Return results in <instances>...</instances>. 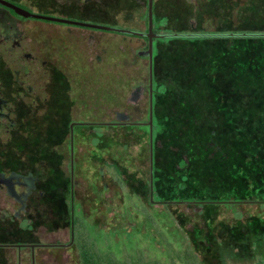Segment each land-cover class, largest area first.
Segmentation results:
<instances>
[{
    "label": "rangeland",
    "instance_id": "1",
    "mask_svg": "<svg viewBox=\"0 0 264 264\" xmlns=\"http://www.w3.org/2000/svg\"><path fill=\"white\" fill-rule=\"evenodd\" d=\"M199 1L192 23L222 33L233 32L246 2ZM252 20L264 24V16ZM177 30L190 32L191 24ZM156 46L165 64L154 66L153 168L148 91L132 100L149 84L140 46L124 41L118 59V43L111 44L105 64L85 70L94 75L71 82L73 119L109 122L118 111L140 124L78 130L76 233L95 260L186 264L191 248L205 264H264V39H167ZM29 146L28 162L36 156L48 173L42 214L21 232L13 225L15 234L0 243L68 244L69 142ZM78 238L36 249L34 264H85ZM0 264H33L30 247L0 249Z\"/></svg>",
    "mask_w": 264,
    "mask_h": 264
},
{
    "label": "flooded vegetation",
    "instance_id": "2",
    "mask_svg": "<svg viewBox=\"0 0 264 264\" xmlns=\"http://www.w3.org/2000/svg\"><path fill=\"white\" fill-rule=\"evenodd\" d=\"M171 1L0 0V240L10 239L11 232L15 234L13 225L21 224L17 229L21 232L34 216H40L43 200L48 192L42 185V176L48 175L46 167L41 161H36V156L32 162H28L25 146H58L65 140L69 142L72 202L71 241L68 244L0 243V249L15 246L21 250L23 247H30L34 264L36 249L72 245L76 241L73 193L78 130L91 126L110 129L126 124L140 125L132 122L128 114L118 111L115 113V120L109 122L73 119V108L69 106L71 82L94 75L85 70L99 69L105 64L111 44L118 43L115 49L118 59L121 57L124 41L135 47L139 45L138 55L148 60L149 67L150 64L154 67L165 64L157 54V41L207 37L157 35L250 34L206 33L192 22L190 32L172 31L168 19ZM180 1L174 0L173 3L178 5ZM151 9L153 32L156 34L152 40L149 36ZM118 61L115 63L121 64ZM75 67L78 72H75ZM154 79L155 73V111ZM146 91L149 94L150 108V73L148 86L137 87L132 93V100L140 101ZM55 191L58 192L57 189Z\"/></svg>",
    "mask_w": 264,
    "mask_h": 264
},
{
    "label": "trees",
    "instance_id": "3",
    "mask_svg": "<svg viewBox=\"0 0 264 264\" xmlns=\"http://www.w3.org/2000/svg\"><path fill=\"white\" fill-rule=\"evenodd\" d=\"M173 2L174 0H172L170 3L171 6H173V9H172L173 13L170 14V16L168 17V19H170L169 28L172 31H178L177 30L178 28H184L186 25L190 24L192 20H194L193 17L198 16L201 3L199 0L195 1L194 3L189 0H184V2L181 0L180 1L181 3H179L178 5ZM258 16H264V0H246V2L241 6L240 10L238 11L237 20L234 26L235 29H233V32H248L250 34H264V24H261L260 22H255L254 20H252V18H255ZM226 31L232 32L230 30H226ZM180 39H183V38H180ZM188 39H203V40H206V39H218V40L239 39L240 40V39H264V36L251 35V36L232 37V36L216 35V36H207V37H194V38H188ZM247 122L249 123V120H247ZM213 123L215 125H219L218 116H216L213 119ZM73 206L75 208L74 202H73ZM71 208H72V202H70V206H68L67 204V212H69V218H70ZM74 221H75V233H76V225H77L76 217ZM76 236L77 238L79 237L78 241L81 242L83 240L81 239L79 230H77ZM81 243H82L81 245L82 256H83V261L85 264H123L115 257H112L110 261L109 260L107 261V259L105 260V258H101V259H104V261L95 260L93 257L90 256L91 254L90 250L88 246L85 245V242H81ZM260 261H263V260H260ZM132 264H147V263L143 260H138L137 262H134ZM186 264H205V263L199 260L197 255L190 248L186 252Z\"/></svg>",
    "mask_w": 264,
    "mask_h": 264
},
{
    "label": "water",
    "instance_id": "4",
    "mask_svg": "<svg viewBox=\"0 0 264 264\" xmlns=\"http://www.w3.org/2000/svg\"><path fill=\"white\" fill-rule=\"evenodd\" d=\"M152 7V4H151ZM96 27H102V26H96ZM107 29H113L107 27ZM123 32H128L126 30H119ZM129 33H136V32H129ZM140 34V33H139ZM141 35V34H140ZM198 35H204V36H216V35H224V36H251V35H261L264 36V34H194V33H188V34H166V35H157V36H198ZM149 36L152 40V37L156 36L153 32V16H152V9L150 13V33ZM150 55L152 56V45L150 48ZM149 73H150V90H151V99H150V113H149V122L148 125L150 126L151 131V167L153 168V120H154V108H153V73H154V67L153 64H150L149 67ZM74 237V234H73Z\"/></svg>",
    "mask_w": 264,
    "mask_h": 264
}]
</instances>
